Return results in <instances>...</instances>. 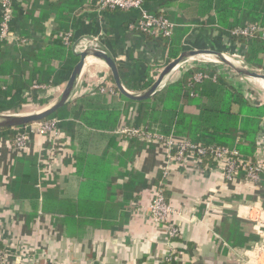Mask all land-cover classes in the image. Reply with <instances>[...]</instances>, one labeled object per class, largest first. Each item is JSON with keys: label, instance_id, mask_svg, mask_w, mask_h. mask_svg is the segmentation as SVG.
<instances>
[{"label": "crops", "instance_id": "crops-1", "mask_svg": "<svg viewBox=\"0 0 264 264\" xmlns=\"http://www.w3.org/2000/svg\"><path fill=\"white\" fill-rule=\"evenodd\" d=\"M85 1L77 0L81 5L70 15L75 19L69 32L72 40L103 31L107 35L103 42L117 67L126 70L125 79L142 81L148 73L152 80L154 70L148 68L157 54L166 62L160 37L145 40L143 35L131 33L128 25L137 17L135 12L100 13ZM143 1L149 12L167 17L176 30L189 29L182 51L210 45L220 52L229 50V40L214 24H204L205 19L183 11L184 0ZM58 2L36 0L35 5V0H12L11 29L26 43L2 46L0 65L26 61L30 52L53 44L56 12L47 9V4ZM32 7L34 20L42 18L36 27L26 19ZM89 67L92 71H87ZM106 70L102 63L89 60L78 77L71 103L87 88L114 85ZM111 99L116 103L119 96ZM121 121L124 123L123 118ZM117 131L93 137L90 143L84 140L87 146L82 147V138L72 130H62L53 165L47 163L50 143L46 138L30 137L26 152L18 154L9 140L0 136V241L22 255L16 259L15 252L7 264H31L32 260L37 264H160L169 248L178 254L170 264H227L233 247L225 237L235 229L232 219L238 221V234L243 238H258L248 243L247 260L240 262L264 264V176L259 184H250L241 176L229 182L214 164L190 160L162 179L163 147L124 138ZM83 155L88 157L85 170L81 168ZM86 175L102 184L96 200L90 199L89 189L80 193ZM156 185H161L174 211L179 237L173 242L167 240L165 227L155 225L142 209ZM47 197L50 212L42 209ZM210 197L206 215L203 201ZM62 203L65 208L59 207ZM64 222L74 225L65 226Z\"/></svg>", "mask_w": 264, "mask_h": 264}, {"label": "trees", "instance_id": "trees-1", "mask_svg": "<svg viewBox=\"0 0 264 264\" xmlns=\"http://www.w3.org/2000/svg\"><path fill=\"white\" fill-rule=\"evenodd\" d=\"M85 4L93 9L96 8L94 3L88 0ZM80 5L77 0H59L57 5L47 4V9L56 12L57 30L51 35L53 44L30 52L26 61L0 65V82L3 87L0 89V113L27 102L25 97L20 100V96L34 86L58 88L68 80L78 58L72 52L75 41L70 37L69 43L65 44L64 37L69 34L75 21L74 16L70 15L76 12ZM33 7L29 12L27 11L26 19L32 21L36 27L41 23L42 18L34 20ZM183 7L186 14H194L203 21L205 19L204 24H214L218 33L229 42L241 47L242 60L249 68L264 71V41L261 33H255L250 37L231 34L235 29L248 26H257L264 30V0H184ZM41 11L44 12L43 9ZM99 12L123 11L107 9ZM36 30L43 32L38 27ZM188 31L187 28H178L175 29L172 37H160L165 45L163 54L166 63L177 58L181 53L182 41ZM22 32L23 35L28 33ZM135 33L145 35L139 31ZM148 36L149 39L153 37ZM7 43L11 42L0 40V50ZM196 74H204L206 78L196 81L194 80ZM109 81L112 82L111 77ZM122 82L127 90L141 92L148 88L153 80L132 82L122 79ZM101 87L103 86H96L93 89L94 94L81 92L73 103L60 108L44 120L56 119L59 130H72L74 136L82 138L83 144H85L84 140L90 143L93 137H104L120 127H127L162 137L173 136L177 140H188L203 146L236 148L246 160L253 159L260 149L264 106L250 100L233 82L226 79L222 72L207 67L186 69L181 76L169 82L155 96L140 102L128 100L114 89L115 93H118L119 101L113 103L107 92L100 93ZM4 101H8V104ZM43 104L44 102L41 101L37 106ZM23 127H19L16 132L12 129H0V136L13 141ZM86 146L87 144L82 147ZM87 159L88 157L84 155L81 159V168L84 167V170L87 168ZM202 163H211V161L204 159ZM101 187V182L86 175V182L80 187V193L89 189L90 199L96 200L100 195ZM49 203L50 199L47 197L42 207L43 211L50 212L47 207ZM59 207L65 208V203L60 204ZM262 207L264 208V196ZM237 222L232 219L235 229L232 230L231 236L228 233L225 239L232 247L247 246L248 248L247 244L258 238L255 236L243 238L238 234ZM64 225L74 224L64 222ZM0 253L7 255L6 264L15 256V251L1 241Z\"/></svg>", "mask_w": 264, "mask_h": 264}, {"label": "built area", "instance_id": "built-area-1", "mask_svg": "<svg viewBox=\"0 0 264 264\" xmlns=\"http://www.w3.org/2000/svg\"><path fill=\"white\" fill-rule=\"evenodd\" d=\"M93 2L98 11L100 10H120L123 12H135L137 17L128 25L129 31H139L153 37L170 38L175 29V24L167 17L149 12L143 0H88ZM12 0H0V40L9 41L16 45L26 43L21 38L11 32L12 23ZM255 33H261L264 41V30L257 26H248L232 31L233 36L250 37ZM70 34L64 37L65 44L69 43ZM72 38V37H71ZM73 41V40H72ZM206 78L204 74L194 75V80L199 81ZM39 88V86H34ZM42 88V87H40ZM108 88V87H105ZM104 87L100 89L103 93ZM81 92L94 94L93 88H87ZM56 119L42 120L24 126L16 135L13 141H8L11 147L18 153L26 152L30 143V137L37 136L46 138L50 143L47 156V163L53 165L57 161V151L62 133L57 128ZM117 133L129 139H137L142 142L156 144L164 149V167L161 171L162 179H166L174 169L182 168L190 160L201 161L209 159L221 171L225 181H234L241 175L250 184H259L264 176V147L256 152L253 159H244L236 148L222 146H203L192 143L188 140H177L173 136L162 137L141 129H130L120 127ZM150 201L143 206L148 217L155 225L164 226L166 237L169 242H173L179 237L178 225L173 223L174 211L167 203L164 190L161 185L152 188ZM212 198L203 201L206 215L211 207ZM176 252L169 248L160 264H170L177 259ZM178 255V254H177ZM7 255L0 253V263H6Z\"/></svg>", "mask_w": 264, "mask_h": 264}, {"label": "water", "instance_id": "water-1", "mask_svg": "<svg viewBox=\"0 0 264 264\" xmlns=\"http://www.w3.org/2000/svg\"><path fill=\"white\" fill-rule=\"evenodd\" d=\"M83 42H87V44H83ZM72 52L78 58V60L74 65L60 95L52 103L48 104L40 111L35 113L25 115H0V129H15L31 123L42 121L54 114L60 108L70 104L75 93L78 77L83 67L89 60L98 61L105 65L109 70L114 87L118 93L126 99L135 102L147 100L155 96L170 82L169 77L171 74L177 68L189 61H209L213 64L220 63L228 67L236 75L243 79L264 81V71L249 68L243 62V60L237 61L235 59L229 58L227 55L221 52L208 49H185L178 55L177 58L171 60L163 67L157 78L148 88L141 92H131L123 86L117 64L111 53L107 48L98 44L93 38L84 37L75 41L72 46ZM246 249L247 246L233 247L230 249L227 255V264H242V262H240L242 259L243 261H246L247 259L244 258Z\"/></svg>", "mask_w": 264, "mask_h": 264}, {"label": "rangeland", "instance_id": "rangeland-1", "mask_svg": "<svg viewBox=\"0 0 264 264\" xmlns=\"http://www.w3.org/2000/svg\"><path fill=\"white\" fill-rule=\"evenodd\" d=\"M130 32L135 33V31H130ZM143 36H146L145 40L148 39V37H149L146 34ZM84 37L85 38L91 37L95 41H97L98 44L107 48V46L103 42L104 38H107V35L103 31H100L97 35H86V36L78 37L74 41L80 40ZM7 44L11 45V46L16 45L15 43H12V42L7 43ZM83 44H87V42H83ZM16 46H19V45H16ZM186 49H188V48L186 47ZM203 49H208V50L220 52V49L216 48L213 45L206 46ZM221 53L227 55L231 59H235L237 61L242 60V48L239 47L238 45H235L233 42H229V50L228 51H221ZM154 61L155 62H153L151 65L152 68H150V67L148 68L149 72L151 70H154L153 75H152L153 81L157 78L159 72L167 64L165 62V60L163 58H161L160 54H157ZM193 67H207V68L212 69L214 71L222 72L224 74V76L226 77V79L233 82L241 92H243L248 98H250V100L260 101L262 104H264V91H263V88L260 85H258V83H256L254 80H248V79L246 80V79L239 77L232 70H230L228 67H226L220 63L213 64V63H202V62H198V61H189V62H186L185 64H183L182 66H180L179 68H177L171 74V76L169 77V80L170 81L175 80L176 78L181 76L186 69H190ZM118 68H119V75H120L121 82H122V79L126 78L125 77L126 70H124L120 66ZM92 69H93V67H89L87 69V71H90V70L92 71ZM155 69H156V71H155ZM104 72H106V76L109 74L108 70H106ZM145 73H146V71H145ZM147 76H148V73H146L145 77L143 79H140V80L147 82L148 80L151 79V77H149V76L147 77ZM139 78H141V77H139ZM107 87L108 88H105V86H104L103 94H105L107 92L111 98L118 96V93H115V91H114V89H115L114 85L108 84ZM101 88H103V87H101ZM59 90H60L59 88H50V89L45 88V87L32 88L30 91L22 94L27 99V102L16 106L14 109L12 108L8 111L0 113V115H25V114L38 112L43 107L52 103L60 95V93L62 92L63 89H61V92H58ZM21 99H23L22 96H20V100ZM41 101H43L44 104L42 106H37L38 102H41ZM5 102L7 103L8 101H5ZM28 125H30V124H28ZM123 125H124V123H123ZM12 130H13V132H16L18 130V128H15ZM261 135L262 136L260 138V149H259V151L262 149V147H264V124L262 125V134ZM263 151H264V149H263ZM12 249H14V248H12ZM15 252H16L15 258L20 259V257L22 255L20 254V252L16 248H15ZM0 264H6V263L1 262ZM31 264H37V263L34 260H32Z\"/></svg>", "mask_w": 264, "mask_h": 264}, {"label": "bare ground", "instance_id": "bare-ground-1", "mask_svg": "<svg viewBox=\"0 0 264 264\" xmlns=\"http://www.w3.org/2000/svg\"><path fill=\"white\" fill-rule=\"evenodd\" d=\"M204 60H207V59H204ZM198 62H200V61H198ZM202 63H210V62L209 61H202ZM255 82L258 83V85H260L262 88H264V81L256 80Z\"/></svg>", "mask_w": 264, "mask_h": 264}]
</instances>
